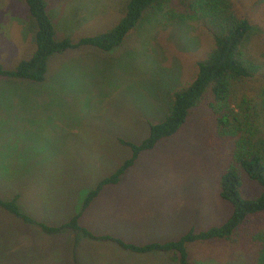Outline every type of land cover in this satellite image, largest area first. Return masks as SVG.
<instances>
[{"label":"rangeland","instance_id":"1","mask_svg":"<svg viewBox=\"0 0 264 264\" xmlns=\"http://www.w3.org/2000/svg\"><path fill=\"white\" fill-rule=\"evenodd\" d=\"M47 1L55 37L76 40L109 30L128 0ZM192 1L168 0L147 11L113 50L59 51L48 58L43 81L0 74V197L16 194L19 211L47 225H61L80 210L85 192L130 156L119 138H144L148 123L163 116L172 91L193 79L195 62L212 47L206 18L187 17ZM232 1V13L253 26L246 44L251 58L264 61V0ZM32 50L33 21L23 1L0 0V64L12 66ZM230 88L233 111L241 99L257 106L264 72L259 68ZM258 110L255 126L264 131V107ZM218 111L207 91L174 135L141 151L115 184L102 187L78 222L95 235L134 244L221 223L231 207L218 197L217 177L231 163L233 137L215 132ZM239 173L242 194L256 195L260 186ZM260 232L264 240V224ZM263 246L241 250L210 239L189 243L186 251L194 264H263ZM172 255L131 252L69 227L45 233L0 208V264H178Z\"/></svg>","mask_w":264,"mask_h":264},{"label":"trees","instance_id":"2","mask_svg":"<svg viewBox=\"0 0 264 264\" xmlns=\"http://www.w3.org/2000/svg\"><path fill=\"white\" fill-rule=\"evenodd\" d=\"M22 1L33 21V50L28 57L18 59L12 66L0 64V74L40 82L45 78L47 58L51 54L78 45H91L103 52L110 51L127 37L147 11L162 9L168 0H128L122 15L109 30L83 35L76 40L66 36L55 37L51 20L47 15V0ZM232 2V0L190 2L192 11L187 17L206 18L212 29V47L203 59L195 62L196 73L193 79L183 87L172 91L168 109L163 116L157 121L148 123L144 138L135 143L119 138V143L130 149V156L85 192L78 212L63 224L54 226L35 220L19 211L16 194L6 198L0 197V208L18 216L26 223L35 224L45 233H54L69 227L74 234L79 232L91 239L110 241L124 250L135 253L150 250L170 252L173 254L172 259L178 264H194L188 259L186 251L187 244L192 242L220 239L241 250L263 243L260 230L264 224V131L256 127L255 122L259 118V106L264 107V89L259 105L256 106L257 102L252 104L249 100L241 99L240 104L236 105L237 111H233V108L228 106V93L234 80L250 77L259 68L264 72V61L251 58L246 44L254 30L253 26L247 18L232 13ZM207 91L218 102L220 110L215 115V132L224 137H233L231 163L223 168L217 177V194L220 200L229 203L231 207L229 216L221 223L210 225L203 230L189 229L175 240L164 242L152 240L140 244L126 242L107 234L95 235L89 228L81 225L78 222L81 210L102 187L115 184L121 174L136 161L141 151L152 148L163 137L174 135L184 123L190 109ZM239 171L248 180L260 186L261 190L256 195L248 197L242 194ZM259 262L264 264V254L261 255Z\"/></svg>","mask_w":264,"mask_h":264},{"label":"crops","instance_id":"3","mask_svg":"<svg viewBox=\"0 0 264 264\" xmlns=\"http://www.w3.org/2000/svg\"><path fill=\"white\" fill-rule=\"evenodd\" d=\"M79 46H82V45H79ZM77 46H75V47H68V48H65V49H69V48H76ZM96 49V48H95ZM114 49V48H113ZM112 49V50H113ZM64 50V49H63ZM63 50H61L60 52H62ZM98 50V49H97ZM100 51V50H99ZM54 54H59L58 52L57 53H53V54H51L48 58H50L52 55H54ZM48 58H47V60H48ZM97 240V239H96ZM101 241H104V240H101ZM151 251V250H150ZM167 253V252H166ZM166 261H168L167 260V254H165V258H164ZM169 263V262H168ZM76 264H77V262H76Z\"/></svg>","mask_w":264,"mask_h":264}]
</instances>
